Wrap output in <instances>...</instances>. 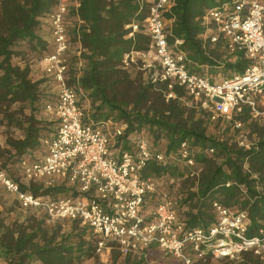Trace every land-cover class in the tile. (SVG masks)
<instances>
[{
    "label": "built area",
    "instance_id": "built-area-1",
    "mask_svg": "<svg viewBox=\"0 0 264 264\" xmlns=\"http://www.w3.org/2000/svg\"><path fill=\"white\" fill-rule=\"evenodd\" d=\"M142 1L148 4L142 32L149 44L145 51L126 52L122 68H138L151 83L167 84V100L176 97L172 88H182L187 106L204 111L208 121L220 129L229 127L236 133L238 146L250 148L256 138L249 135L246 122L236 117L247 109L248 122L264 118V0L224 2L201 17L204 30L199 37L204 44L220 43L228 62L238 57L248 62L242 72L218 80L191 68L186 53L178 49L181 40L169 42L171 21L165 14L174 1ZM78 5V0H56L46 16L53 48L41 63L54 84V97L44 104L43 112L54 120L56 130L41 140V156L23 158L18 165L23 184L63 185L74 195L35 196L4 173H0V184L24 209L41 211L49 221L74 220L86 226L99 237L97 253L116 246L122 256L147 257L154 245L158 259L164 262L221 264L251 253L264 264V228L248 235L250 220L245 211L213 202L214 222L189 227L179 204L181 194L173 196L169 189H159L164 177L175 188L186 176L199 177L202 165L191 156L189 141L183 140L176 152L167 153L156 150L142 131L125 135L123 122L90 119L84 91L67 84L70 54L82 64L81 44L78 39L72 42L67 22L71 6ZM126 28L132 30L130 37L139 26L132 23ZM177 159L184 171L181 178L141 175L150 160L165 165ZM154 194H158L156 203L146 207L147 198Z\"/></svg>",
    "mask_w": 264,
    "mask_h": 264
},
{
    "label": "trees",
    "instance_id": "trees-1",
    "mask_svg": "<svg viewBox=\"0 0 264 264\" xmlns=\"http://www.w3.org/2000/svg\"><path fill=\"white\" fill-rule=\"evenodd\" d=\"M173 1L170 11L165 14L171 21L167 36L171 44L176 40L182 41L178 49L186 53L191 68L198 71L204 65L211 69L223 66L224 70L233 73L242 72L247 61L238 57L228 62L220 43L208 46L199 37L204 30L201 17L205 11L232 0ZM78 2V7L71 6L69 16L77 17L81 24L74 19L70 36L73 43L78 39L81 44L82 64L79 65V59L70 54L67 84L81 88L90 99V119L123 122L126 124L125 135L144 127L157 138L158 134H163L167 153L176 152L183 140L189 141L191 156L202 165V171L197 178L186 176L181 179L178 186L181 194L179 204L187 206V210L182 211L187 226H209L213 223L212 203L218 202L223 206H236L247 213L250 220L248 235L264 228V118L248 122L247 109L236 117L246 122L249 135L256 138L248 149L238 146L235 133L227 136L226 128L211 124L204 111L187 106L182 88H172L176 97L167 100V84L151 83L144 76L140 79L138 73L132 78L131 70L122 68L126 52L145 51L148 47L149 37L142 32L148 6L145 1ZM55 4L56 0H0V106L27 103L33 108L37 102H42L43 108L54 97V88L40 96V82L30 78L29 67L12 64L11 57L15 53L13 47L19 42H25L31 51H45V54L41 52L40 61L52 52L46 16ZM132 23L139 28L127 37L132 30L126 26ZM42 33L50 37L44 39ZM51 122L56 130L54 120ZM41 124L31 113L26 126H22V137L8 140L18 165L23 158L34 159L43 154L41 140L47 137L41 136ZM211 127L215 132L208 134L207 129ZM209 149L214 153H207ZM178 162L177 159L163 165L150 160L141 170V175L144 178L164 175L181 178L184 171L178 167ZM21 190L51 198L74 195L63 185L44 187L32 182ZM69 222L71 229L59 234L60 226L46 227L43 220L33 219L15 226L0 221L1 264H78L95 257L99 237L78 221ZM153 248L157 249L153 245L147 257L143 254L122 256L115 246L111 248L112 257L108 264H166L158 259L159 256L150 257ZM120 256L122 260H119ZM240 256L242 260L238 264H260L251 253Z\"/></svg>",
    "mask_w": 264,
    "mask_h": 264
},
{
    "label": "rangeland",
    "instance_id": "rangeland-1",
    "mask_svg": "<svg viewBox=\"0 0 264 264\" xmlns=\"http://www.w3.org/2000/svg\"><path fill=\"white\" fill-rule=\"evenodd\" d=\"M70 2H72V0H70ZM74 19L75 18L72 16L68 17L67 22L69 34H72V29L74 27ZM13 50L15 53L11 57V63L20 67H29L30 78L33 81L40 82V96L47 94L51 89L53 90L54 84L51 79L47 76L46 72L43 70V65L40 61V57L42 54H45V51H31L30 49H27V45L25 42H19L13 47ZM129 71L131 72L132 78L135 77L137 73L141 76L140 79H142L143 76L145 77L144 72L140 71L138 68H129ZM198 71L206 75H210L217 80L223 77H228L229 75H231V72H233L229 70H224L223 66L213 67L212 69L204 66ZM72 74L73 73H71V75ZM140 79H138V81L141 82ZM85 97L86 101L84 100L83 103L88 109V112L90 113L91 102L87 96ZM42 106V102H37L33 108L27 103H12L0 106V173H4L9 178L20 182L22 187L28 186L25 185V183H22L23 179L17 160L14 157V150L7 144V142L9 139H19L22 137V126H26V120L31 113L35 115V119L37 121L42 123L41 136L43 138L49 137L54 132L55 125L53 124V122H51L49 116L44 114ZM50 122L51 124H48ZM140 131L144 132L145 135L148 136L149 140L151 141L156 150H163L165 148L166 140L163 134H158L159 137L157 138V135L153 136V134L148 131L147 127L142 128ZM225 131L227 136H232L235 133L229 127L228 129L226 128ZM212 132H215V129H213L212 127L207 129L208 134H212ZM133 137H135V135H133ZM167 179L168 178L164 177L159 182V189H169L172 192L173 196H177L178 194H180L178 187L175 188V186L171 185ZM147 199L148 205H146V207L151 208L154 206V203H156V200L158 199V194H154ZM182 209L184 211L187 210V206H183ZM33 219L36 221L43 220V225L46 227L54 228V226L56 225L60 226L59 234H62V232H67L71 229V222L69 221H49L45 218V215L41 211L22 208L19 204L17 197L13 193L7 191L2 185H0V221H2L4 224H12L15 226L19 224H26ZM86 238L88 237L86 236ZM150 255L151 258H155V256H160L159 253L155 250H153ZM111 257L112 250L103 249L99 253H96L95 257L86 259L78 264H108L111 261ZM119 260H122V256H120ZM241 260L242 258L241 256H239L235 259L223 261L221 264H230V262L238 264ZM32 264L39 263L36 262ZM166 264L177 263L169 261Z\"/></svg>",
    "mask_w": 264,
    "mask_h": 264
},
{
    "label": "crops",
    "instance_id": "crops-1",
    "mask_svg": "<svg viewBox=\"0 0 264 264\" xmlns=\"http://www.w3.org/2000/svg\"><path fill=\"white\" fill-rule=\"evenodd\" d=\"M44 29H45V28H44ZM42 36H43L44 39H47V38L50 37L49 34H42ZM0 185H1V184H0ZM153 250H155L156 252H158V250L155 249V248H153L152 251H153ZM158 253H159V252H158ZM159 255H160V254H159Z\"/></svg>",
    "mask_w": 264,
    "mask_h": 264
}]
</instances>
